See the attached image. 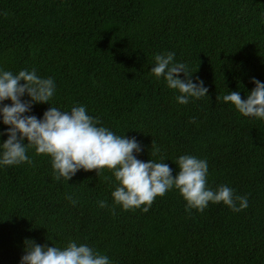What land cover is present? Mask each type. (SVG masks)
Listing matches in <instances>:
<instances>
[{
  "label": "trees",
  "instance_id": "16d2710c",
  "mask_svg": "<svg viewBox=\"0 0 264 264\" xmlns=\"http://www.w3.org/2000/svg\"><path fill=\"white\" fill-rule=\"evenodd\" d=\"M168 51L208 96L180 104L151 74L154 56ZM0 67L54 78L53 106L85 105L116 134L135 136L143 161L164 157L178 171L180 155L206 159L209 187L226 184L249 201L238 213L211 202L188 212L172 190L147 213L126 211L113 204L118 182L107 168L57 181L51 158L30 149V165L0 168V264H19L29 239L87 243L114 264H264V120L222 100L231 91L246 99L252 77L264 82V0H0Z\"/></svg>",
  "mask_w": 264,
  "mask_h": 264
},
{
  "label": "clouds",
  "instance_id": "9594fccd",
  "mask_svg": "<svg viewBox=\"0 0 264 264\" xmlns=\"http://www.w3.org/2000/svg\"><path fill=\"white\" fill-rule=\"evenodd\" d=\"M175 57L174 51L156 54L151 74L158 80L162 78L169 89L178 93L176 100L180 104L208 96L204 81L199 77L194 80V72ZM251 82L255 86L246 99H242L239 91H231L222 100L243 116L264 120V82L255 77ZM55 93L54 78L39 76L35 68L14 73L0 67V123L7 126L0 129V138L7 136L0 142V168L30 165L32 159L28 152L34 149L36 154L51 158L57 181L68 182L81 169H95L98 177L105 168L110 170L118 182L111 193L113 204L126 211L140 209L147 213L158 196L172 190H177L186 201L188 212L193 209L203 212L210 202L223 203L237 213L248 207V197L237 195L232 187L208 186L206 159L180 155L174 160L178 171L165 163L164 157L143 161L138 158L143 146L135 136L116 134L99 117L90 115L83 104H76L70 110L53 106L50 101ZM43 103L50 107L42 117L32 114L33 106ZM192 122L195 123V118ZM160 151L152 143V154L158 155ZM66 199L73 206L78 203L71 195ZM97 203L101 208L108 206L106 200ZM19 264H114V261L87 243L71 240L66 246L57 247L54 243L48 246L29 239L25 241Z\"/></svg>",
  "mask_w": 264,
  "mask_h": 264
}]
</instances>
